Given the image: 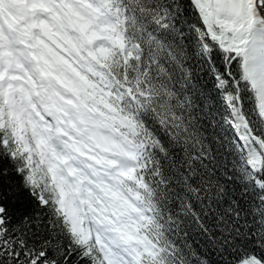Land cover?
<instances>
[{
    "label": "snow or ice",
    "instance_id": "1",
    "mask_svg": "<svg viewBox=\"0 0 264 264\" xmlns=\"http://www.w3.org/2000/svg\"><path fill=\"white\" fill-rule=\"evenodd\" d=\"M0 264H264V0H0Z\"/></svg>",
    "mask_w": 264,
    "mask_h": 264
}]
</instances>
